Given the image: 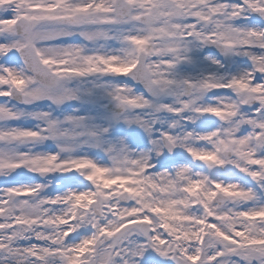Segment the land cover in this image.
<instances>
[{"label":"snow or ice","instance_id":"6c2138e0","mask_svg":"<svg viewBox=\"0 0 264 264\" xmlns=\"http://www.w3.org/2000/svg\"><path fill=\"white\" fill-rule=\"evenodd\" d=\"M0 264H264V0H0Z\"/></svg>","mask_w":264,"mask_h":264}]
</instances>
